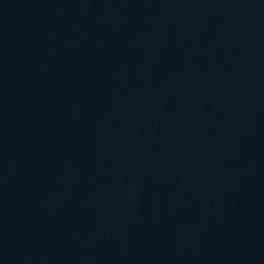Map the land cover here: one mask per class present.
Listing matches in <instances>:
<instances>
[{"label":"water","instance_id":"95a60500","mask_svg":"<svg viewBox=\"0 0 264 264\" xmlns=\"http://www.w3.org/2000/svg\"><path fill=\"white\" fill-rule=\"evenodd\" d=\"M0 264H264V0H0Z\"/></svg>","mask_w":264,"mask_h":264}]
</instances>
